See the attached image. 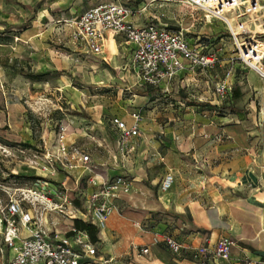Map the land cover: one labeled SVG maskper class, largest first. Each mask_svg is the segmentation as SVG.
I'll use <instances>...</instances> for the list:
<instances>
[{
	"label": "rangeland",
	"instance_id": "1",
	"mask_svg": "<svg viewBox=\"0 0 264 264\" xmlns=\"http://www.w3.org/2000/svg\"><path fill=\"white\" fill-rule=\"evenodd\" d=\"M109 1L0 0V264H7L9 257L2 240L6 225L1 213L9 201L19 202L25 212L38 216L43 227L57 224L55 230L66 231L72 223L68 218L74 215L75 204L82 202L87 189H92L85 179L90 170L122 166L125 160L135 164L136 155L141 156L139 150L131 151L128 144L121 155L110 143L120 138L111 121L117 118L130 127V113L139 108L148 111L142 113L139 132L151 140H163L157 149L166 150V157L180 160L176 164L179 173H171L172 185L158 197L157 192L169 172L159 160L144 155L145 163L150 164L143 186L149 191V201L155 199L151 205L156 213L153 221L162 215L169 220L174 214L175 208L168 203L164 207L158 203L159 198L175 202L181 196L184 202L196 204L198 217L216 212L214 206L225 192L223 179L229 175L236 176L235 182L245 184L246 193L259 188L264 191L261 186L264 88L255 92L253 85L250 89L243 85L250 95L243 107L235 103L233 109L245 110L255 101V113L245 111L239 126L231 125L232 113H224L226 108L222 106L201 105L192 100L193 106L184 103L175 109L169 106L170 103L174 106L171 99L164 106L162 101H156L155 90L141 83L131 87L129 74L115 71L127 62L124 46L119 47L118 57L106 53L108 63H104L100 57L86 55L74 42L71 21L93 5ZM120 1L134 10L144 0ZM180 1L153 0L147 3L145 14L157 16L173 30L180 25L193 26L192 32L214 34L221 28L214 21L212 24L216 25L208 24L200 11H193ZM224 37L223 49L217 39L219 44L213 51L219 53L220 63L227 62L225 68L218 66L209 72L186 74L195 81L179 92L201 96L207 91L211 97L201 98L203 102L211 99L222 104L214 95L215 84L224 75L246 77L249 71L235 62V50L228 34ZM109 51L117 53L113 46H109ZM259 79L264 85V79ZM127 87L138 95L148 92L153 96L149 100L155 103L150 110L144 106L148 100H133ZM164 123L174 130L172 137L162 139L159 135L157 125ZM62 128H66L65 153L58 145ZM80 154L89 157L87 164L72 159ZM44 199L49 200L50 210ZM261 201L264 202V196Z\"/></svg>",
	"mask_w": 264,
	"mask_h": 264
},
{
	"label": "built area",
	"instance_id": "2",
	"mask_svg": "<svg viewBox=\"0 0 264 264\" xmlns=\"http://www.w3.org/2000/svg\"><path fill=\"white\" fill-rule=\"evenodd\" d=\"M193 11H200L204 19L216 20L224 24L234 50V60L242 69L257 73L264 79V0H181ZM143 10H131L119 2L110 0L84 11L71 21L73 40L84 49L86 55L100 57L107 63L106 40L111 36L114 41L121 38L126 47L131 48V57L126 70L132 72L142 85L158 88L168 83L183 72H209L220 65L218 52L211 51L215 45L203 43L199 38L191 44L186 37V29L173 30L167 23L157 17H150L149 22L134 24L128 20L142 15ZM238 28V32H234ZM221 48L223 49V39ZM219 44V42H218ZM220 48V50H221ZM227 78L219 80L214 86V95L225 101L231 92ZM182 82V80H181ZM130 93L129 89H127ZM134 95H132L133 97ZM133 123L130 127L120 119L111 121L120 132L117 149L120 154L126 152L130 139L140 135L139 123L141 114H131ZM264 123V122H263ZM58 145L62 153L66 152L64 135L66 128L61 129ZM131 151L134 149L130 147ZM128 152V150H127ZM80 164H87V155L73 156ZM262 183L264 190V152L262 158ZM91 186L99 188L85 201L82 210H75L69 220H78L96 228L101 233L107 227L109 218L116 210L115 201L122 195H130L133 180L119 174L110 181H88ZM173 183L169 173L160 190L166 192ZM264 192V191H263ZM44 198V197H43ZM42 198V199H43ZM49 210L51 205L44 199ZM3 222L6 225L3 244L8 250L7 264H111L110 260L98 257L96 243L87 230L77 229L70 225L64 232L55 230L57 224L45 228L36 215L25 212L17 201H9L2 210ZM264 232V229H263ZM159 243V237L153 244ZM165 243L173 255H178L181 245L171 237ZM233 242L228 237L217 240L214 246L199 250V254L210 256L214 260L228 261ZM1 252V250H0ZM141 253L147 254L144 248Z\"/></svg>",
	"mask_w": 264,
	"mask_h": 264
},
{
	"label": "crops",
	"instance_id": "3",
	"mask_svg": "<svg viewBox=\"0 0 264 264\" xmlns=\"http://www.w3.org/2000/svg\"><path fill=\"white\" fill-rule=\"evenodd\" d=\"M152 1L153 0L141 1L138 7L134 8V10L147 9V3ZM119 2L122 3L120 0ZM122 4L126 6V4ZM145 11H142L140 20H138V15L128 18V20L134 24H145L149 22L150 17H157L149 13L145 14ZM212 21L221 25V28L215 30L214 34H212V31H210V34L192 32L193 26L183 28L180 25L179 29H186L188 31L186 36L191 44L196 43L197 40L201 38L205 45H209V42H212L215 47H218L217 39L224 38L225 40L224 35L228 34V32L224 24L219 21L211 20L208 24L212 26L216 25H213ZM188 35H192L193 37L190 39V36L188 37ZM110 40L114 41V39ZM114 42L116 44L117 53L112 54L106 46L107 54L112 57H118L120 46H124L127 52L125 54L127 55V62L122 63V65L115 71H118V69L126 71V73L129 74L128 76L131 77L130 80L133 82L131 87H137L140 83L136 76L132 74V72L126 70L131 57V48L126 47L121 38H117ZM210 47L212 51L213 46L211 45ZM222 51L223 50H221V52ZM226 63L227 62L224 61L220 63L219 66L225 68ZM248 71L246 77H243L241 74H232L231 76L224 75L221 78L223 79L226 76V81H228L232 87L226 100L221 102L222 104L210 101L211 99L203 102L201 98L209 99L211 97L210 93L207 91L201 96L187 94V91L179 92L183 91V89L187 88L189 85H192V82L195 81L194 78L186 77V74L189 76L191 72L180 73L175 79L168 83H162L158 88L141 85L148 89L155 90L154 97L157 99L156 101H162L164 106L166 103L168 104V100L171 99L172 102L174 101V106L172 103L169 105L171 108L176 107L175 109H179L177 105H183L184 103L193 106L194 102H191L192 100L197 101L201 105L207 103L210 105H216V107L222 106L224 109L226 108L224 113H232L230 116L232 119L230 122L231 125L239 126L242 117L245 116V111L255 113V101H252L251 105H248V108L245 110H240L241 112L233 109L235 103L241 104L243 107L246 101L245 98L248 99L250 95L246 93L247 87L243 89V85L249 86L248 89L251 88L250 85H253L255 92H261L264 88L263 82L259 79L257 73L251 70ZM207 84L208 80L205 81V86ZM127 89L130 91V87H127ZM139 90L142 91L141 89ZM132 95L134 96L132 97ZM129 96H131L133 100H136L137 98L148 100L144 105L148 110L152 107V103H155L153 102L154 100H149L153 96L149 95L148 92H142L139 95L136 92H130ZM175 109L169 110L174 112ZM165 110L166 109H163V111ZM137 112L141 114V121L139 123L140 131V126L143 120L142 113L148 111L139 108L138 110L131 112V125L133 123L131 114ZM126 125L128 126V124ZM157 126L159 135L163 136L162 139L172 137V131L174 130L169 127V124L167 125L164 123ZM140 135L142 136L141 139L133 138L130 139L128 143L129 146L134 148L132 150L133 152L138 150L141 152V156L136 155L137 159L134 161L135 164L129 161L126 162L125 160L122 166L116 164L108 169H97L93 167L94 169L90 170L91 174H88V177L85 178L88 186H91L88 182L91 179L96 178L98 182H105L112 180L119 174L126 175L129 179L133 180L131 194L128 196L122 195L115 201L116 210L109 218L106 229L101 233H99L95 227L87 223L78 220H71L72 223L70 225L79 223L90 227V236L96 243L98 257L110 260L111 264H264V202L261 201L264 193L262 189L259 188L261 191L254 190V192L246 193L247 189H244L245 184L235 182L234 178L236 176L229 175L223 179V189L225 192L216 206H214L216 212H206L204 213V216L198 217L196 204L189 201L184 202V199L181 196L176 198L175 202L162 201V199L159 198L158 203H162L163 206L168 203V205L175 208L174 214L169 220H166L165 217L162 218V215L159 216L156 221H153L156 213L153 211L154 209L151 205L155 204V199L151 200L153 202L149 201V198L147 197L149 191L143 186L145 185L150 164L148 162L145 163L147 159H145L144 155H147L150 158L152 157L153 160H159L164 166H166L167 172L173 174L179 173L176 164L180 162V160L177 158L166 157V150L162 149L159 151L157 149L159 144L164 143L163 140H151L149 139V136L142 132ZM110 143H112L115 149H117V140ZM104 145H106V147L109 146L108 144ZM107 153L111 154L110 151H107ZM168 159L170 161H168ZM153 160L151 159V161ZM165 161L168 163H165ZM174 161L176 162L175 164ZM252 178H254L253 175ZM91 187L92 189H87L86 194H84V199L81 202L83 204L79 203L78 205H75L76 207H74L75 209L73 208L74 210H82L84 201L99 189L95 186ZM161 192V190L157 192L158 197ZM138 195L144 196V198H139L137 197ZM135 200L138 204H136ZM156 236L159 237V243L154 245L153 239ZM166 237L173 238L181 245L182 249L178 255H173L168 249L165 243ZM222 237H228L233 242L228 261L214 260L209 255L203 256L199 254V250L203 248L211 249L217 240ZM144 248L148 249L147 254L141 253V250Z\"/></svg>",
	"mask_w": 264,
	"mask_h": 264
},
{
	"label": "bare ground",
	"instance_id": "4",
	"mask_svg": "<svg viewBox=\"0 0 264 264\" xmlns=\"http://www.w3.org/2000/svg\"><path fill=\"white\" fill-rule=\"evenodd\" d=\"M209 21H211L210 19H207V22H209ZM234 30V32H238L239 31V29L238 28H234L233 29ZM110 39H113L111 36L106 40V46H107V48L109 49V47H108V44H109V46H113V47H116V44H115V42L113 41V40H110ZM261 117H262V120H263V122H264V108L262 109V111H261ZM138 136H140V135H137L136 137H138ZM252 176V175H251ZM256 180V179H255ZM258 191H259V189H257Z\"/></svg>",
	"mask_w": 264,
	"mask_h": 264
},
{
	"label": "trees",
	"instance_id": "5",
	"mask_svg": "<svg viewBox=\"0 0 264 264\" xmlns=\"http://www.w3.org/2000/svg\"><path fill=\"white\" fill-rule=\"evenodd\" d=\"M182 98H183V96H182ZM79 203L77 202L75 205H78ZM77 229H84V230H87L88 232H89V234H90V231H89V229H90V227L88 226V225H82V224H79V223H77V224H75L74 225ZM91 235V234H90ZM93 238V237H92Z\"/></svg>",
	"mask_w": 264,
	"mask_h": 264
}]
</instances>
